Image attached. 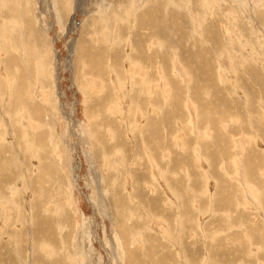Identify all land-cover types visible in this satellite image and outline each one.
<instances>
[{
	"label": "rangeland",
	"instance_id": "obj_1",
	"mask_svg": "<svg viewBox=\"0 0 264 264\" xmlns=\"http://www.w3.org/2000/svg\"><path fill=\"white\" fill-rule=\"evenodd\" d=\"M6 1L0 264H264V29L251 24L264 0H152L139 13L148 0H16L20 20ZM144 9L164 34L137 28ZM83 43L102 73L81 59ZM32 102L49 112L31 118ZM112 187L138 212L118 222ZM65 212L74 226L58 221Z\"/></svg>",
	"mask_w": 264,
	"mask_h": 264
},
{
	"label": "bare ground",
	"instance_id": "obj_2",
	"mask_svg": "<svg viewBox=\"0 0 264 264\" xmlns=\"http://www.w3.org/2000/svg\"><path fill=\"white\" fill-rule=\"evenodd\" d=\"M6 1V0H5ZM14 1H16V0H7L5 3H3L4 5H6L7 4V8H8V10H11L10 12H12V13H10V12H8V13H10V15L11 16H13V17H17L18 19H19V15L18 14H16V13H19L20 11H21V5L20 4H14V5H12L11 4V6H8V5H10V3H13ZM82 1V0H81ZM80 1V2H81ZM132 1V0H131ZM134 1V0H133ZM152 0H148V1H146V2H144L143 3V5H140V6H138V9L136 10V12L138 11V13L142 10L143 11V8H145V6H147L148 7V5H149V3H152L151 2ZM164 1V3L166 4V3H168V4H172L173 6H174V4H175V2L173 1V0H163ZM165 1H167V2H165ZM182 1V0H181ZM202 3H203V5H205V3H206V0H200ZM205 1V2H204ZM4 2V1H3ZM64 2L65 3H67L68 1L67 0H64ZM118 4L120 5V3H122V0H118ZM137 2V1H136ZM155 2V1H154ZM153 2V3H154ZM159 2V1H158ZM180 2V1H179ZM200 3V2H199ZM230 3H232V1L230 2ZM254 3V2H253ZM62 4V3H61ZM61 4H59V5H61ZM78 5H76L77 7H80L81 5H79L80 3H79V1H78V3H77ZM102 4V3H101ZM117 4V5H118ZM156 4H158V3H156ZM182 4V3H181ZM201 4V3H200ZM20 5V6H19ZM150 5H153V4H150ZM172 5H171V7H172ZM177 5V4H176ZM199 5V4H198ZM102 6H103V4H102ZM101 6V7H102ZM159 6H160V4H159ZM159 6H158V8H159ZM180 6V5H179ZM227 6V5H226ZM100 7V8H101ZM119 7V6H118ZM136 7V6H135ZM176 7V6H175ZM182 7V6H181ZM181 7H179V8H181ZM67 8V7H66ZM98 8V7H97ZM174 8V7H173ZM177 8H178V6H177ZM263 8V7H262ZM63 9V8H62ZM102 9V8H101ZM103 9H104V6H103ZM121 9H123V8H121ZM127 9H129V7L127 8ZM148 9H150V8H148ZM148 9H144V12H142V14H138L137 13V16H136V18H138V20L136 21L135 19H133L132 21H131V27H130V30H132V27H133V25H135V21L137 22V28L138 29H142V28H146L145 30H147V29H149V30H151L150 31V33H152V34H159V35H161V34H164V32L162 31V29H161V27H159L158 26V22H157V16L158 15H156V13L154 12V11H151V10H148ZM208 8H205L204 10H207ZM261 9V8H260ZM260 9H258V11H257V13L256 14H261V12H260ZM56 10V9H55ZM68 10V9H67ZM100 10V9H99ZM150 11V12H149ZM173 11V10H172ZM4 12V11H3ZM59 12V11H58ZM123 12H125V10L123 11ZM159 12V11H158ZM254 12H256V10L254 11ZM258 12H260V13H258ZM15 13V14H14ZM127 14V13H126ZM125 14V15H126ZM159 14V13H158ZM176 14V13H175ZM175 14H174V16H175ZM255 14V15H256ZM63 15V14H62ZM124 15V13L122 14V13H117V11H116V14H115V17H116V19H117V21H121L122 22V20L123 19H125V20H123V21H125V22H128L127 21V18H128V16L126 17ZM171 16V15H170ZM177 16V15H176ZM251 16H253V15H251ZM261 16L262 17H264V15H262L261 14ZM260 16V18H259V21L257 20H255V22L254 21H252V19H251V24H254V25H257V27H256V30L253 32L254 34L255 33H257V31H258V29H264V19H262V17ZM72 17V22L71 23H73L74 24V22H73V20H74V16H71ZM206 17V16H205ZM234 17V16H233ZM232 17V18H233ZM254 17V16H253ZM257 17V16H256ZM113 18V17H112ZM150 18H153V20H154V22L153 23H149L148 22V20L150 19ZM175 18V17H174ZM249 18V17H248ZM4 19V18H3ZM30 19V20H29ZM102 19H103V17H102ZM20 20V19H19ZM29 20V21H28ZM106 20H107V18H106ZM110 20V19H109ZM108 20V21H109ZM176 20V19H175ZM254 20V19H253ZM91 21H93L92 19H88V22H91ZM248 21V20H247ZM13 22L14 23H17V19L15 20H13ZM104 22L105 23H107L105 20H104ZM250 22V21H249ZM263 24H262V23ZM102 23V22H101ZM172 23L174 24L175 23V21L173 22L172 21ZM260 23V24H259ZM92 25L94 24V21L91 23ZM112 24V23H111ZM117 24V23H116ZM119 24V23H118ZM121 24V23H120ZM37 25V23H35L34 21H33V18H28L27 19V24H25V26H28V32H29V37H31L32 35H35V34H37L38 32H39V30L36 28V29H34L35 27H37L36 26ZM102 25V24H101ZM129 25V24H128ZM74 26V25H73ZM103 26V25H102ZM250 26H252V25H250ZM4 27H5V24H4ZM31 27V28H30ZM93 27V26H92ZM99 27V26H98ZM125 27V26H124ZM202 27V26H201ZM2 28V27H1ZM224 28V27H223ZM251 28H253V27H251ZM104 29V28H103ZM108 29V28H107ZM126 29V28H125ZM124 29V30H125ZM153 29H155V32L153 33L152 32V30ZM195 29H197V28H195ZM121 30H123V28H122V25L120 26V27H118V28H116V31H115V38H116V41L117 42H121V40H124L123 39V36H125V35H123L122 36V34H121ZM135 30V29H134ZM252 30H254V28L252 29ZM3 30H1V32H2ZM109 32H110V30H108ZM118 31V32H117ZM127 31V30H126ZM125 31V32H126ZM92 34L94 35V38L92 39V41H94L95 42V40L97 41V40H99V39H101V37H99V35H98V31H97V29H96V26H94V28L92 29ZM105 32L107 33V31L105 30ZM105 32H103V33H105ZM108 32V33H109ZM143 32V31H142ZM227 32H228V30H227ZM106 33H105V35H106ZM107 33V34H108ZM139 33H140V31H139ZM1 34V33H0ZM114 34V32L112 31L111 32V37H109V35L110 34H108V38L109 39H113V37H112V35ZM125 34H127V33H125ZM3 35V34H2ZM89 35H90V33H89ZM104 35V34H103ZM129 35V34H128ZM148 35V34H147ZM146 35V36H147ZM232 35V34H231ZM245 35V34H244ZM257 35V34H256ZM247 36V35H246ZM1 37H3V36H1ZM6 38V37H5ZM10 38V37H9ZM129 38V37H128ZM4 39V38H3ZM7 39V38H6ZM227 39V38H226ZM231 39V38H230ZM230 39H228V40H230ZM5 40V39H4ZM108 40V39H107ZM91 41V42H92ZM110 42V41H109ZM86 44H87V42H86ZM130 44V43H129ZM80 45V44H79ZM131 45V44H130ZM87 46H88V44H87ZM134 46H136V45H134ZM79 47V46H78ZM80 47H81V59L82 58H84V59H82L83 60V62H87V64H89V66L90 67H93L92 69L93 70H95V68H96V72L97 73H102L103 72V67L102 68H97L96 67V62H95V60L94 61H92V56L90 55V52H89V50H86V46L84 47V43H83V45H80ZM39 48L40 47H38V51H39ZM90 48H93V47H90ZM89 48V49H90ZM19 49V48H18ZM139 49V48H138ZM126 50V49H125ZM134 50H137V49H134ZM95 51V50H94ZM110 51V50H109ZM43 52H45V49H44V47H43ZM140 52V51H139ZM92 53V52H91ZM98 53H100V52H98ZM93 54V53H92ZM107 54V53H106ZM130 54V53H129ZM128 55V54H127ZM42 56V55H41ZM96 59V58H95ZM27 60V59H26ZM40 60V59H39ZM42 60V59H41ZM40 60V61H41ZM106 60V59H105ZM80 62V61H79ZM94 62L96 63L95 65H94ZM133 62V60H131V63ZM41 63H43V62H41ZM40 64V63H39ZM108 64H109V62H108ZM42 66H43V64H41ZM98 66L100 65V64H97ZM112 65V64H111ZM40 66V65H39ZM82 67H83V64H82ZM106 67H109V65H106L105 66V68ZM20 68V67H19ZM16 69H18L17 67H16ZM129 69V68H128ZM131 69V68H130ZM4 70V69H3ZM5 71V70H4ZM20 71H21V69H20ZM6 72V71H5ZM25 72V71H24ZM23 73V72H22ZM33 73V72H32ZM131 74V73H130ZM3 75V74H2ZM13 75V74H12ZM26 75H28V74H23V76H22V78L21 77H19L21 80H20V85H19V87H16V89L12 92V95H13V97H14V103H18V102H20L21 101V99H22V96H23V94H24V88L26 87V83L28 82L27 81V79H29L28 77H27V79H26ZM86 75V74H85ZM135 75V74H134ZM6 76V75H5ZM15 76V75H14ZM131 76V75H130ZM32 77V76H31ZM133 77V76H132ZM34 78H36V76L34 77ZM116 78V77H115ZM14 79V78H13ZM16 79H17V76H16ZM37 79V78H36ZM118 79V78H117ZM12 80V79H11ZM25 80H26V82H25ZM111 80V79H110ZM10 81V80H9ZM13 81V80H12ZM104 81L105 82H107V80H105L104 79ZM31 82H32V80H31ZM39 82V81H38ZM37 82V83H38ZM118 82V81H117ZM163 82V81H162ZM36 83V84H37ZM111 83V82H110ZM43 84V83H42ZM115 84V83H114ZM118 84H119V82H118ZM13 85V84H12ZM12 85H10V86H12ZM14 85H16V84H14ZM128 86V85H127ZM132 86V85H131ZM7 87H8V85H7ZM121 87V86H120ZM14 88V87H13ZM117 88V87H116ZM128 88V87H127ZM118 89V88H117ZM116 89V90H117ZM37 90V89H36ZM45 90V89H44ZM115 90V91H116ZM36 92V91H35ZM41 93V92H40ZM46 93V92H45ZM55 96V95H54ZM110 96H111V93H109V96L108 95H106V97H108V98H110ZM26 98V97H25ZM24 98V99H25ZM42 98V97H41ZM46 98H47V96H46ZM121 98V97H120ZM45 99V98H44ZM102 99V98H101ZM23 100V99H22ZM31 100V99H30ZM46 100H48V99H46ZM31 101H33V100H31ZM131 102V101H130ZM23 104V103H22ZM55 104V103H54ZM94 104H96V103H94ZM117 104V103H116ZM129 105V104H128ZM152 105V104H151ZM100 106V105H99ZM130 106V105H129ZM54 107V106H53ZM23 108V105L18 109V110H20V109H22ZM26 108V107H25ZM125 109V108H124ZM127 109V108H126ZM139 109V108H138ZM48 111L49 112V109H48V107H47V109H45L44 107H43V105H41V103L39 104V103H31V106H29V115L31 116V118H34L35 119V116H36V118H41V117H43V113L45 112V111ZM22 111V110H21ZM20 111V112H21ZM3 112V111H2ZM120 112H122L121 110H120ZM149 112V111H148ZM25 113V112H24ZM113 113V112H112ZM137 113V112H136ZM0 114H2V115H4L5 116V114H4V112L3 113H1L0 112ZM130 115V114H129ZM136 115V114H135ZM22 116H23V114H22ZM45 117V116H44ZM47 117V116H46ZM135 117V116H134ZM127 118V117H126ZM137 118V117H136ZM135 118V119H136ZM23 120V119H22ZM27 119H25V121H26ZM47 120V119H46ZM27 121H29V120H27ZM54 121V120H53ZM20 123H21V121H20ZM55 123V122H54ZM111 123V122H110ZM109 123V124H110ZM28 123H26V125H27ZM134 124V123H133ZM23 125H25V124H23ZM128 125H130V124H128ZM127 125V126H128ZM132 126V125H131ZM30 127V126H29ZM140 128V127H139ZM54 129V128H53ZM117 131H118V129H116ZM35 132V131H34ZM115 132V131H114ZM112 133H113V131H112ZM111 133V134H112ZM128 133V132H127ZM142 134V133H141ZM154 134V133H153ZM25 135H28V133L26 134V132H25ZM37 135V134H36ZM129 135V134H128ZM39 136H40V139H41V147L42 148H45L47 151H49V150H51L52 148V141H47V139H48V131H41V133L39 134ZM153 136V135H152ZM155 136V135H154ZM1 138V137H0ZM3 138V137H2ZM28 139V138H27ZM36 139H37V137H36ZM38 142V141H37ZM43 142V143H42ZM96 146V145H95ZM39 147V146H38ZM55 147L57 148L58 147V143L55 141ZM150 147V146H149ZM130 150V149H129ZM149 150V149H148ZM53 151H54V149H53ZM197 151V150H196ZM43 152V151H42ZM43 153H45V152H43ZM43 155H45V154H43ZM109 155V154H108ZM121 155V154H120ZM106 156V155H105ZM21 157V156H20ZM96 157H97V155H96ZM122 157V156H121ZM203 157V156H202ZM129 159V158H128ZM113 160V159H112ZM114 160H115V158H114ZM123 160V159H122ZM125 160V159H124ZM152 160H153V158H152ZM158 159H156V161H157ZM121 161V160H120ZM116 162V161H115ZM102 163V162H101ZM119 164V163H118ZM117 164V165H118ZM123 164V163H122ZM125 164V163H124ZM157 165H159V162H157L156 163ZM132 165V164H131ZM152 167V166H151ZM116 168V167H115ZM127 168V167H126ZM141 171V170H140ZM142 172V171H141ZM129 173H132V172H129ZM135 174V173H134ZM40 176V175H39ZM108 176V175H107ZM124 176V175H123ZM130 176V175H129ZM134 176V175H133ZM141 176V175H140ZM38 177V176H37ZM144 178V177H143ZM120 179V178H119ZM110 180H111V178H110ZM109 180V182H111ZM142 180V179H141ZM123 181V180H122ZM124 182V181H123ZM126 183V182H125ZM183 183V182H182ZM45 184V183H44ZM111 184V183H110ZM117 185V184H116ZM57 187V186H56ZM113 187H115V186H113ZM112 187V194H113V197L111 198L112 199V201H113V207H115L116 208V210H117V213L118 214H121L122 213V215L120 216V218L119 219H116L118 222H120L121 220H123L124 219V217H122V216H130V215H132V214H135V213H137L138 211V209H136V207L132 210V205L130 204L131 203V199H128V198H130V195H129V197H127V196H120L119 195V193L121 192V188H113ZM117 187H119V185L117 186ZM133 188V187H132ZM153 188V187H152ZM123 189V188H122ZM59 191V190H58ZM60 192V191H59ZM145 192H146V190H145ZM48 194H50L51 192H47ZM161 193V192H160ZM141 196H143V195H141ZM135 197V196H134ZM153 198V197H152ZM154 199H156V198H154ZM144 200V199H143ZM151 201H153V200H151ZM157 201V200H156ZM156 201H154L155 203H157ZM136 202H137V204L139 203L138 202V200H136ZM141 202V201H140ZM145 202V201H144ZM238 202V201H237ZM153 203V202H152ZM152 203L151 202H149V204L151 205V206H153L152 205ZM132 204H134V203H132ZM154 204V203H153ZM167 205H169V204H167ZM140 206H142V207H144L143 205H140ZM141 207V208H142ZM149 207V205H147V208ZM159 208H160V206H159ZM40 209V208H39ZM146 209V208H145ZM150 209H151V207H150ZM148 210V209H147ZM156 210H157V208H156ZM160 210V209H159ZM162 211V210H161ZM39 213V212H38ZM115 213V212H114ZM128 214V215H127ZM155 214V213H154ZM159 215V214H158ZM116 216V215H115ZM138 216V215H137ZM117 217V216H116ZM139 217H143V216H141V215H139ZM43 218V217H42ZM40 219H41V217H40ZM74 219V220H73ZM73 219L71 220V215H70V213L69 212H65V213H62V217L58 220V221H60V222H67V223H71V226H74L75 225V223L77 222V219H76V217L75 216H73ZM42 220V219H41ZM53 220V219H52ZM125 220V219H124ZM48 221V220H47ZM49 222V221H48ZM54 222V221H53ZM50 223V222H49ZM52 223V222H51ZM50 223V224H51ZM136 223V222H135ZM56 224V223H55ZM145 224H147V223H145ZM145 224H144V226H145ZM122 225H124V221H122L121 223H120V227L122 226ZM125 226V225H124ZM136 226V225H135ZM116 227V226H115ZM68 228V227H67ZM117 228V227H116ZM125 228V227H124ZM137 229V228H136ZM146 229H147V227H146ZM36 231V230H35ZM138 231V230H137ZM140 231H142V230H140ZM67 232V231H66ZM65 232V233H66ZM69 233V232H68ZM134 233V232H133ZM120 236V235H119ZM71 240V239H70ZM146 250V249H145ZM152 252V251H151ZM174 254V253H173ZM137 255V254H136ZM139 255V254H138ZM159 255V254H158ZM162 256V255H161ZM161 259V258H160ZM161 262V261H160ZM136 263V262H135Z\"/></svg>",
	"mask_w": 264,
	"mask_h": 264
}]
</instances>
